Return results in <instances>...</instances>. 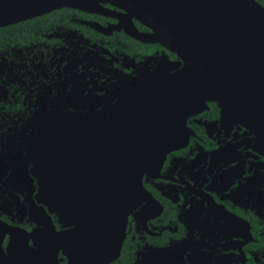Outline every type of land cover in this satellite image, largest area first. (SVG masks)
<instances>
[{"label":"flooded vegetation","instance_id":"af4514ba","mask_svg":"<svg viewBox=\"0 0 264 264\" xmlns=\"http://www.w3.org/2000/svg\"><path fill=\"white\" fill-rule=\"evenodd\" d=\"M151 31L108 1L0 25V264H102L104 251L105 264H264V150L216 101L192 107L186 138L143 174L121 242L115 206L88 188L92 125L126 112L146 75L179 72ZM45 149L64 157L49 167L63 181H43Z\"/></svg>","mask_w":264,"mask_h":264},{"label":"water","instance_id":"95a60500","mask_svg":"<svg viewBox=\"0 0 264 264\" xmlns=\"http://www.w3.org/2000/svg\"><path fill=\"white\" fill-rule=\"evenodd\" d=\"M101 1L125 9L152 29L147 40L179 55L178 73L165 76L157 69L146 75L134 88L136 99L119 107L127 111L111 123L92 125L94 136L87 139V179L100 181L88 188L115 206L121 242L129 208L146 194L143 174L158 168L165 152L186 138L192 107L218 102L227 115L258 132L264 150V5L258 0H0V25L63 5L91 10ZM39 160L43 181H51L52 174L64 180L63 170L49 169L64 165L63 156L45 149ZM103 254L105 264L108 252Z\"/></svg>","mask_w":264,"mask_h":264},{"label":"trees","instance_id":"16d2710c","mask_svg":"<svg viewBox=\"0 0 264 264\" xmlns=\"http://www.w3.org/2000/svg\"><path fill=\"white\" fill-rule=\"evenodd\" d=\"M264 5V0H259Z\"/></svg>","mask_w":264,"mask_h":264}]
</instances>
